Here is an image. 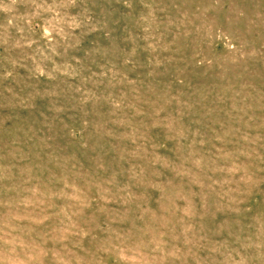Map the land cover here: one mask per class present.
I'll list each match as a JSON object with an SVG mask.
<instances>
[{
  "label": "rangeland",
  "instance_id": "1",
  "mask_svg": "<svg viewBox=\"0 0 264 264\" xmlns=\"http://www.w3.org/2000/svg\"><path fill=\"white\" fill-rule=\"evenodd\" d=\"M0 264H264V0H0Z\"/></svg>",
  "mask_w": 264,
  "mask_h": 264
}]
</instances>
